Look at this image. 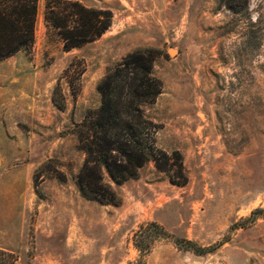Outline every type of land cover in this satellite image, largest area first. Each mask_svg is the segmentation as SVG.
<instances>
[{"label": "rangeland", "instance_id": "374dc122", "mask_svg": "<svg viewBox=\"0 0 264 264\" xmlns=\"http://www.w3.org/2000/svg\"><path fill=\"white\" fill-rule=\"evenodd\" d=\"M80 1L113 12L102 37L66 51L40 0L32 49L0 61V249L17 264H264V0ZM139 48L163 82L146 107L158 145L180 151L188 182L150 162L102 204L77 185L76 127ZM152 222L216 248L160 237L142 254L134 235Z\"/></svg>", "mask_w": 264, "mask_h": 264}, {"label": "trees", "instance_id": "16d2710c", "mask_svg": "<svg viewBox=\"0 0 264 264\" xmlns=\"http://www.w3.org/2000/svg\"><path fill=\"white\" fill-rule=\"evenodd\" d=\"M39 1L0 0V61L32 49ZM113 17L110 9L90 7L80 0H46L45 21L57 32L66 51L102 37L112 26ZM155 56L154 48H139L110 68L98 85L100 106L89 110L76 127L78 147L85 156L76 181L89 200L119 205L122 198L115 186L138 178L150 162L168 174L172 183L188 182L182 154L178 150L169 153L158 145L162 126L146 112L163 90L162 80L153 72ZM261 212L259 209L254 214ZM160 237L172 238L179 249L197 255L216 248L170 234L156 222L141 226L134 235L142 254L148 253L152 241ZM0 264H17V259L0 249Z\"/></svg>", "mask_w": 264, "mask_h": 264}, {"label": "bare ground", "instance_id": "6f19581e", "mask_svg": "<svg viewBox=\"0 0 264 264\" xmlns=\"http://www.w3.org/2000/svg\"><path fill=\"white\" fill-rule=\"evenodd\" d=\"M171 52H172V53H175V51H174V50H172Z\"/></svg>", "mask_w": 264, "mask_h": 264}]
</instances>
